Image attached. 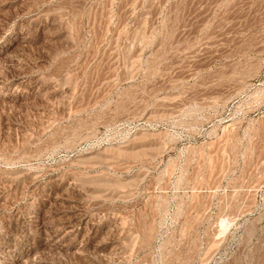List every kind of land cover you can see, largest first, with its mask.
<instances>
[{"label":"rangeland","instance_id":"1","mask_svg":"<svg viewBox=\"0 0 264 264\" xmlns=\"http://www.w3.org/2000/svg\"><path fill=\"white\" fill-rule=\"evenodd\" d=\"M0 264H264V0H0Z\"/></svg>","mask_w":264,"mask_h":264},{"label":"bare ground","instance_id":"2","mask_svg":"<svg viewBox=\"0 0 264 264\" xmlns=\"http://www.w3.org/2000/svg\"><path fill=\"white\" fill-rule=\"evenodd\" d=\"M64 223V222H63Z\"/></svg>","mask_w":264,"mask_h":264}]
</instances>
